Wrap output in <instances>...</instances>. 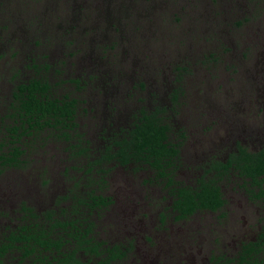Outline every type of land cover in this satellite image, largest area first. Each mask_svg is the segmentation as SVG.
I'll return each mask as SVG.
<instances>
[{
  "label": "flooded vegetation",
  "instance_id": "af4514ba",
  "mask_svg": "<svg viewBox=\"0 0 264 264\" xmlns=\"http://www.w3.org/2000/svg\"><path fill=\"white\" fill-rule=\"evenodd\" d=\"M154 8L148 7L149 14L152 13ZM103 18V15L98 16V19ZM119 18L122 20V17ZM113 22L109 23L110 28L108 27L107 29L109 30L108 36H112V38L117 35L116 31H120L118 26L115 28L112 25ZM121 22H117V24ZM91 23L89 22L90 26L87 27V30L92 29L88 34V38L84 35L86 29L80 30L81 26L76 23H72L67 28L59 31V25L56 22H51L48 23L49 28L47 29L48 31L49 29L51 30V36H61L62 43L63 41H71L73 50H77L76 43L81 41L87 43L101 42L94 32L95 27L98 25H91ZM1 26L0 35L3 36L6 28H4L3 24ZM125 26L129 25L125 23ZM35 29L39 31L37 27L33 31ZM126 29L121 30V34ZM75 30L80 31L76 34ZM126 37L128 36L124 34L121 39H128ZM117 44L119 43H112L111 46H117ZM65 45L67 48L62 51L61 56L56 61H48L47 59L50 57V54L58 56V53L51 51L54 48L43 50L44 53L42 51L41 55L37 52L35 53L34 50L41 47L42 43L38 40H33L32 47H35H31L30 49L33 51V55L30 57L31 64L28 65V68L34 70L36 75L20 80L17 83H12L10 92L9 90L6 93H1L0 91V106L2 107L0 109L1 170L22 168V165L26 164L29 160V154H33L36 156L37 162L43 159L45 163L49 162L52 164L50 169L52 190L50 191H52L51 194L58 197V192L66 189L64 187L61 190L59 189L58 181L60 180H63V185L69 183V188L60 196L96 189L90 185L92 176L96 179H106L109 182L111 168L106 167V172H102L101 175H99L100 171L95 174L91 173L93 167L90 166V163L96 162L98 164L102 162L104 164L107 163L109 166L112 165L116 168L115 174L119 171L117 175H122L123 171L128 172L126 169L131 172L132 176H135L138 172H146L147 170L155 176L154 180H163V177H156L158 176L156 169L152 168L149 164L147 165V163L141 164L137 160L123 163L119 157L110 156L111 153L119 149V143L117 142L124 138H129L131 132L140 123L141 118L145 114L157 113L168 127V138L165 142L169 143L168 146H172L171 152H176V155L170 157L173 166L169 167L166 165L167 174L173 176L175 180L171 186H177L175 183L180 179L181 174L193 173L189 176L191 178L190 181L182 182L179 180L182 185H198L199 179L202 178L219 179L221 192L226 202L217 210L203 209L185 217H178L180 213L174 210L173 199L170 197L171 191L165 187L167 181L164 180L162 187L165 189L164 197L168 200V205L161 211L160 219L150 223L148 226L144 219H136V206L138 203L136 205L130 200L127 204L120 205V209H117L118 213L113 214L112 205L116 204V198L106 191L108 187L97 188V195L111 197L112 202L108 205H102L101 211L96 209L93 219L76 220L73 224L76 228L72 231H66L65 238L62 239L66 241L62 249L66 247L67 252L79 258L81 264H168L162 258H166L165 252H167V256L175 264H185V260L189 257L196 255L200 258L202 255L201 245H207L208 247L210 246L209 256L205 257L208 264H264V199L263 197L255 196L249 190V188H255L257 193L260 191L257 185L251 184V178L240 175L234 169V166L230 164L232 154L238 153L241 148L253 152L264 150V119H262L264 118V94L255 93V96L249 97V95H246V92L238 95L229 92L219 93V89L215 90L216 88L209 81L205 80V77L183 82L181 80L186 72H188V67L186 68L184 65L183 67H179L178 75L174 78L175 82H171V85L165 84L162 81L158 83L157 79L153 81V87L158 86L159 88L161 85L160 89L163 90L161 97H159V94H156L159 93L158 88L155 91H147L149 83L145 78H142V71L144 72V70L141 67L140 74H138L137 70L136 72H128L129 74L125 76L118 75L116 77H113L112 68L106 71L95 70L107 60H114V58L110 59L112 53L109 50L113 47L103 49L106 50L102 53L107 55V59L103 57L99 63V55H90V57L87 55L89 54L88 44L86 49H83L82 46L85 54L77 51L79 56H81L79 60L69 61L68 58L73 57L74 52L70 48V45L67 43ZM208 55L207 60L211 59L214 63L216 55ZM134 56H137L136 52ZM38 59L40 62H38ZM137 65L136 61L133 62V67ZM152 70H155V68ZM50 71L54 72L61 79H57L54 83L51 80ZM74 73H77L78 76H73ZM16 78H19V75L14 73L11 76H6V80L3 83L4 87H7ZM127 79H132V82H128ZM32 80H38L43 85H48L47 90L39 92V94L50 97L54 101L65 99L71 109L74 110V118L70 119L66 124L56 126L35 125L32 129L25 130L24 124L19 120L23 109L18 107L20 102L17 99L18 96L20 97V94L17 91L21 85L29 84ZM63 85V93H58L57 87ZM129 85L131 87L127 88ZM125 90L126 93L123 96L122 94ZM146 98L152 101L150 104L151 110L144 107L132 110L136 106L133 105L135 100L136 104H139L144 103ZM153 100H157L158 104L165 100L166 105L160 104L162 108H158L154 106ZM104 108L107 112H105ZM81 109L88 117L89 126L93 124V132L96 134L98 143L97 146L92 143L93 139L90 138L88 129H84L81 133L78 131L81 125L77 122V117L80 116ZM164 112H167L166 116L163 115ZM101 115L106 119V123L100 124ZM176 117L179 118L180 123L176 120ZM17 119L18 121H16ZM259 120H263V124L260 127L257 124L255 125ZM173 121H177L178 124H174ZM25 126L28 127L29 124ZM99 126L100 128H98ZM15 127H18V130ZM30 131L32 133H28ZM45 132L49 134L47 138L52 140L50 143L54 145L59 144L57 150L60 149L59 152L57 150L52 152L49 157L47 155L44 157L38 151L45 146L44 141L40 138L41 134ZM38 153L41 155L38 156ZM205 155L206 159H204V163L198 165L199 159ZM78 157L83 160L72 164L71 161H74V158ZM88 157H92V161H89V164L87 161ZM53 161L57 164H54ZM215 164L219 165L220 169H217L214 166ZM223 165H227V168H224ZM60 169L62 171H59ZM120 170L123 171L120 172ZM43 171H45L44 168L41 169L40 173ZM222 173L225 174L222 176ZM115 178L117 176L112 179ZM260 179L263 180L264 187V174L260 175ZM36 180H40L39 185L41 186H45L50 181L42 177H36ZM13 183L17 188L22 187L21 180L18 182L13 180ZM87 183L89 184L88 187L86 186ZM151 183L152 179L147 177V180L141 185L146 187V189L149 187L152 191L154 187H151ZM1 184L0 188L7 194L8 188ZM227 185H230L229 188L233 192L244 196L245 200L252 206L258 205L256 216L247 206L244 211L238 207L234 209V206L237 205H233L230 209L225 192ZM3 196L4 194L0 193V200H2ZM7 197L8 200L4 201L6 204L0 205V208L3 207L0 209V221L6 210L4 206L9 205L11 200L14 201L13 198ZM132 198L135 200L134 196ZM59 203L63 206L62 201ZM59 203L55 208L49 209L54 212L53 216H57L61 212ZM261 204L262 207H260ZM28 207L31 208L30 206ZM240 207L245 206L242 205ZM21 208L22 212L26 211V209H23V205ZM228 209L230 210L229 214ZM87 211L88 208H86V214ZM105 211L108 215L115 216V219L112 221L118 225V232H123L122 237H128L126 238L128 239L126 246L124 244L120 245L118 242H114L108 247L106 245L103 246L102 239L97 235V227L101 226V220L99 219L102 218ZM37 213L39 212L37 211ZM214 213H217V216L213 218L212 215ZM196 215L202 217V220H199L198 226L193 227L192 225L193 230L189 232L187 229L191 227L189 222ZM205 216L206 218H203ZM41 217L38 222L44 223ZM96 217L99 219L95 220ZM20 218L21 216L16 217L13 224L14 230L25 225L26 220H28L27 218L20 223ZM45 218H47L46 214ZM221 220H225L222 222L230 227L220 229L222 237H219L218 231L212 236L210 230L213 227V223H219ZM9 222H13V218H10ZM175 223H179V225L174 227ZM149 227L151 231L147 234L146 229ZM207 227L210 229L209 232H207ZM91 228L93 231H91ZM170 228H173V230L167 232ZM175 228L176 230L174 231ZM185 229L188 231V234L184 235ZM9 233L0 243L1 245L10 240L12 232ZM61 233L63 232L55 231L52 236L55 237L57 234V238L55 239H58ZM169 234H171L170 238L162 246L159 241H157V246L155 245V239L164 240L165 236ZM79 240L82 241L81 244H77ZM90 242L94 244L91 245ZM97 244L100 245L96 251L95 246ZM139 244L141 245L140 247ZM216 245H222L225 248H223L222 252H215L214 248L217 249ZM109 248L110 251L104 254L103 251ZM12 249L8 250L1 259L10 254ZM101 251V255L98 254ZM19 252L23 253L22 251ZM54 252V255H56V250ZM54 262L58 261L55 260ZM69 262L68 264H75L73 261Z\"/></svg>",
  "mask_w": 264,
  "mask_h": 264
},
{
  "label": "rangeland",
  "instance_id": "374dc122",
  "mask_svg": "<svg viewBox=\"0 0 264 264\" xmlns=\"http://www.w3.org/2000/svg\"><path fill=\"white\" fill-rule=\"evenodd\" d=\"M149 6L155 7L151 14L148 12ZM101 15L104 18L98 19V16ZM119 17H122V20ZM120 21L122 22L117 24ZM51 22H56L59 25V31L67 28L72 23H76L81 26L80 30L86 29L84 34L86 38L89 37L88 34L92 31V29L87 30V27L90 26L89 22H92L91 25H98L95 27L94 32L101 42L87 43L81 41L76 43L78 49L73 50L71 41H63L62 43L61 36H51V30L49 29L48 31L47 29L49 28L48 23ZM110 22H113L112 25L115 28L118 26L120 29V31H116L117 35L113 38L108 36L109 30L107 29L108 27L110 28ZM124 22L129 26H125ZM1 24L6 28L4 35H0L1 93H6L8 90L10 92L12 83L14 84L36 75L34 70L28 68V65L31 64L30 57L33 55V51L30 50L33 40H38L42 43V46L36 48L34 50L35 53L37 52L41 55L43 50L52 48H54L51 50L53 53H58V56L48 53L50 54L48 61H56L61 56L62 51L67 48L65 43L70 45L74 52V56L68 58L69 61L79 60L81 56H79L77 51L85 54L82 46L83 49H86L88 44L89 54L87 55L89 57L90 55H99L98 62L100 63L103 57L107 59V55L102 53L106 50L103 49L113 47L109 50L112 53L110 59L114 58V60H107L95 70L106 71L112 68L113 77H116L118 75L125 76L137 70L138 74H140L141 67L144 70V72L142 71V78H145L149 83L147 91H155L158 88V86L153 87L155 79H157L158 83L162 81L171 85V82H175L174 78L178 75L179 67L185 65L186 68L188 67V72L183 76L181 80L183 82L205 77L204 79L209 81L216 88L215 90L219 89V93L229 92L238 95L246 92L249 97L255 96V93L264 94V0H0V30L2 28ZM36 27L39 31L36 29L33 31ZM125 28L127 29L121 34V30ZM80 30H75L76 34ZM124 34L128 36L126 37L128 39H121ZM117 42L119 43L117 46H111L112 43ZM135 52L137 53L136 57L134 56ZM208 54L216 55L214 63L211 59L207 60ZM35 58L37 57L35 56ZM135 61L138 65L133 67V62ZM38 62H40L39 59ZM152 67L155 70H152ZM13 73L19 75V78L12 80L7 87H4L3 83L6 80V76H11ZM50 76L54 83L57 79H61L52 71H50ZM73 76L78 75L74 73ZM127 81L132 82V79H127ZM63 87L64 85L58 86L57 92L63 93ZM129 87L131 85L127 88ZM160 87L158 88L159 93H156L159 94V97L163 93ZM125 93L126 90L121 94L124 96ZM144 94L146 93L144 92ZM156 101L153 100V103L158 108H162L160 104L166 105L165 100L161 101L160 104ZM151 103L152 101L147 98L144 103L139 104H136L135 100L133 105L136 106L132 110L141 109L142 107L151 110ZM0 109H2L1 106ZM104 110L107 112L105 108ZM166 114L167 112L163 113L165 116ZM176 118L179 122V118ZM77 122L81 125L78 131L81 133L84 129H88L89 136L93 139L92 143L97 146L93 124L89 126L88 117L83 113L82 109L80 110V116L77 117ZM173 122L178 124L177 121ZM103 123H106V119L101 115L100 124ZM256 124L259 127L262 126L263 120L257 121ZM48 135L45 132L40 137L44 141L45 146L38 151L44 157L46 155L49 157L52 152L59 148V144L50 143L52 140L47 138ZM59 151L60 149L57 150V152ZM41 154L38 153V156ZM28 158L29 160L22 165V168L0 169V183L8 188L7 194L0 188V193L4 194L2 200H0V205L6 204L4 201L8 200L7 196L14 199V201H10L9 205L11 207L9 205L4 206L6 210L0 221V243L11 230H14L13 224L16 217L21 216L20 223H22L25 219L32 218L36 210L43 214L50 208H55L59 203V197L51 194L52 191H50L52 190V175L50 173L52 164L49 162L45 163L40 158L39 162H37L36 156L33 154H29ZM204 159H206V155L199 159L198 165L203 164ZM79 160L83 159L74 158L71 163L74 164ZM87 161L89 164V161H92V157H88ZM53 163L57 164L55 161ZM99 163H90V166L93 167L91 173L95 174L100 171L99 175H101L102 168H111L109 182L103 184L101 182L102 179H97L90 185L92 188H99L100 185L101 188L108 186L106 191L116 198V204L112 205L113 214L118 213L117 209H120V205L127 204L132 200L136 205L138 203L136 206V219H144L148 226L150 223L160 219L161 211L168 205V200L164 197L163 180H160L161 182L154 180L155 176L146 169V172H138L135 176H132L127 169L126 171L130 173L120 170V172L123 171L122 175H117L119 171L115 174V167L109 166L107 163ZM42 168L45 171L40 173ZM59 171L62 170L60 169ZM190 174L193 173L181 174L178 181H190ZM116 176L117 178L112 179ZM36 177L46 178L50 181L45 186H41L39 185L40 180H36ZM147 177L152 179L150 184L151 187H154L152 191L149 187L146 189V187L141 185L147 180ZM13 180L17 182L21 180L22 187H15ZM58 184L60 190L63 187L66 188L64 191L58 192L60 196L69 188V183L63 185V180H60ZM88 185L87 183L86 186L88 187ZM229 186L225 187V192L230 209L233 205H237L234 206V209L238 207L244 211L247 206L256 216L258 205L252 206L245 200L244 196L233 192ZM148 189L149 191H147ZM133 196L135 200L132 198ZM61 201L63 206L59 203L60 209L70 205L67 200ZM22 205L23 209H25V206H30L33 211L31 213L28 210L22 212ZM242 205L245 207H240ZM260 207H262V204ZM229 211L228 209V214ZM60 213L55 217L62 218ZM41 216V220L44 223L51 222L45 218V214ZM214 216H217V213L212 215L213 218ZM114 217V215H108L105 211L101 219L95 218V220H101V226L97 227V235L102 239L103 246L106 245L108 247L114 242L126 246L128 242L126 238L128 237L124 238L122 237L123 232H118V225L112 221L115 219ZM10 218H13V222H9ZM203 218H206V216ZM193 219L189 222L191 227L187 228L189 232L193 230V227L198 226L202 217L196 215ZM225 220L213 223L211 230L207 227V232L210 230L211 235L214 236L218 231L219 237H222L220 229L230 227L222 222ZM178 225L179 223H175L174 227ZM146 230L148 234L151 228L149 227ZM172 230L173 228H170L167 232ZM183 234H188V231L185 229ZM170 236L171 234L166 235L164 240L155 239V245L157 246V241H159L162 246ZM215 247H217V249L214 248L215 252H222L223 248H225L222 245H216ZM201 249L202 255L200 258L194 255L185 260V264H208L205 257L209 256L210 246L201 245ZM165 255L166 258L162 257L164 262L175 264L167 256V252H165ZM36 256V254H32L30 257L25 258L24 252L21 254L18 250H15L1 259L0 264H41L35 262Z\"/></svg>",
  "mask_w": 264,
  "mask_h": 264
},
{
  "label": "trees",
  "instance_id": "16d2710c",
  "mask_svg": "<svg viewBox=\"0 0 264 264\" xmlns=\"http://www.w3.org/2000/svg\"><path fill=\"white\" fill-rule=\"evenodd\" d=\"M47 88V84L43 85L38 80H32L29 84L21 85L18 88L17 92L20 94L17 99L20 102L18 107L23 109L19 120L24 124V129L27 131L35 125L56 126L66 124L70 119L74 118V110L71 109L65 99L54 101L50 97L39 94V92H45ZM26 124H29V126L26 127ZM15 128L18 130V127ZM167 129V124L164 123L157 113L145 114L141 118L140 123L131 132L130 137L117 142L119 143V149L111 153L110 156L119 157L123 163L137 160L141 164L147 163V165L149 164L156 169L158 174L156 177H163V181H167L165 187L171 191L170 197L173 199L174 210L180 213L178 217H185L203 209L217 210L221 208L226 199L221 192L219 179L202 178L199 179L198 185H182L181 182L177 181L175 183L177 186H171L175 180L173 176L167 174L166 165L169 167L173 166L170 157L176 155V152H171L172 146H168L169 143L165 142L168 138ZM28 133H32V131ZM167 162L168 164H166ZM230 164L234 166V169L240 175L251 178V184L257 185L260 191L257 193L255 188H249V190L255 196L263 197L264 199L263 180L260 179V175L264 174V150L253 152L241 148L238 153L232 154ZM214 166L220 169L219 165L215 164ZM223 167L227 168V165H223ZM101 172L105 173L106 169L102 168ZM224 174L222 173L221 175L223 176ZM96 180L92 176L90 183ZM101 182L105 184L108 183V180L102 179ZM99 188H101V185ZM96 190L97 188L78 194L59 196V202L67 200L71 203L68 207L61 209L60 216L62 218L53 216L54 212L48 210L43 214H46L47 219L51 222L40 223L38 221L41 214L37 213V211L33 213V217L28 218L25 225L12 231L10 240L7 243L0 244V262L1 257L13 248L11 252L15 250L22 251L25 258L36 254V263L68 264L69 261H73L75 264H81L80 259L74 254L70 255L66 247L62 249L63 244L66 242L62 239L65 238L66 231H72L76 228L73 225L76 220L93 219L96 209L101 211L102 205H108L112 202L111 197L97 195ZM86 208H88L87 214ZM25 209L29 210L30 213L33 211L28 206H25ZM55 231L63 232L58 239H55L57 234L55 237L52 236ZM91 231H93L92 228ZM79 243L81 244L82 241L79 240L77 244ZM90 244L94 243L90 242ZM99 245L95 246L96 251ZM55 250L57 252L56 255H54ZM102 251L98 252V254L101 255ZM109 251L110 248L103 252L107 254ZM55 260L58 262H54Z\"/></svg>",
  "mask_w": 264,
  "mask_h": 264
}]
</instances>
